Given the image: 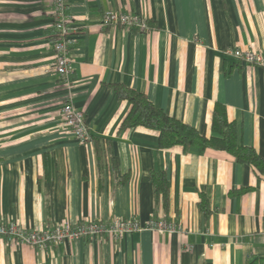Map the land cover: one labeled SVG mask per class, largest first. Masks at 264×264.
I'll return each mask as SVG.
<instances>
[{
    "label": "crops",
    "instance_id": "obj_1",
    "mask_svg": "<svg viewBox=\"0 0 264 264\" xmlns=\"http://www.w3.org/2000/svg\"><path fill=\"white\" fill-rule=\"evenodd\" d=\"M108 9L143 14L149 29L103 26ZM69 11L78 31L68 83L54 71L50 0H0V220L46 229L120 217L142 229L48 247L0 236V264H245L251 255L264 264V175L225 151L160 149L157 131L122 130L131 104L114 88L145 93L208 136L222 103L243 143L264 156V67L230 53H264V0H69ZM66 101L85 112L91 142L63 125ZM99 138L119 174L105 155L100 167ZM158 166L170 182L168 212L155 200ZM154 215L183 230L147 228Z\"/></svg>",
    "mask_w": 264,
    "mask_h": 264
},
{
    "label": "built area",
    "instance_id": "obj_2",
    "mask_svg": "<svg viewBox=\"0 0 264 264\" xmlns=\"http://www.w3.org/2000/svg\"><path fill=\"white\" fill-rule=\"evenodd\" d=\"M53 19V49L55 51L54 71L62 79L70 82L71 50L77 35V25L69 11V0H50ZM103 26L121 27L147 31L149 21L143 14L130 11L108 9L103 15ZM230 53L238 60L264 67V53L254 49L234 48ZM63 125L82 143L93 140L85 112L77 108L71 101L61 107ZM159 232H180L182 226L164 219L151 221L146 226ZM141 223L135 218L116 217L111 221L82 220L75 224L64 222L46 229H30L18 220H0V236H6L20 244L48 247L64 241L80 238H98L108 236L120 240L126 233L141 230Z\"/></svg>",
    "mask_w": 264,
    "mask_h": 264
},
{
    "label": "trees",
    "instance_id": "obj_3",
    "mask_svg": "<svg viewBox=\"0 0 264 264\" xmlns=\"http://www.w3.org/2000/svg\"><path fill=\"white\" fill-rule=\"evenodd\" d=\"M114 88L121 99L130 102L131 109L122 122L121 129L133 127H144L158 132L160 149H168L181 145L185 150L197 147L201 150L216 149L225 151L232 155L237 162L252 165L259 174L264 175V156H261L255 147L243 143L240 127L237 121L229 116L228 108L222 103H216L212 113L211 127L213 134L210 136L200 132L196 127L170 116L163 109L156 107L154 103L143 92L137 91L122 83H115ZM109 139H97L99 164L102 168L104 157L111 161L110 169L119 174L116 157L109 146H104V141ZM105 155V156H104ZM156 203L162 201L168 212L170 202V182L166 169L158 166L150 172ZM129 174L123 175L120 183H125ZM241 188L239 191H243ZM206 214L209 213L208 198L202 195L199 202ZM153 219L159 220L154 215ZM167 221V220H166ZM263 258L258 255H251L245 264H261ZM199 264H205L200 262Z\"/></svg>",
    "mask_w": 264,
    "mask_h": 264
}]
</instances>
